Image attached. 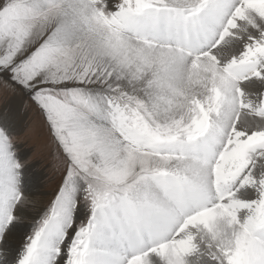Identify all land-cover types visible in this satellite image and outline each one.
<instances>
[{
  "label": "snow or ice",
  "instance_id": "snow-or-ice-1",
  "mask_svg": "<svg viewBox=\"0 0 264 264\" xmlns=\"http://www.w3.org/2000/svg\"><path fill=\"white\" fill-rule=\"evenodd\" d=\"M9 91L0 264H264V0H0Z\"/></svg>",
  "mask_w": 264,
  "mask_h": 264
},
{
  "label": "rangeland",
  "instance_id": "rangeland-1",
  "mask_svg": "<svg viewBox=\"0 0 264 264\" xmlns=\"http://www.w3.org/2000/svg\"><path fill=\"white\" fill-rule=\"evenodd\" d=\"M13 101L15 103L14 107L19 110L25 120V123L29 126V129H35L39 132L40 140L42 142L46 141L47 130L43 125L41 117L37 113L36 109L31 105L30 101L19 91H9L7 95L0 93V109L4 108L5 105L13 106L11 105ZM45 174L49 179L46 180L45 187L41 189V192L51 191L59 180V176L53 168H48ZM36 196H34L33 199L38 203L36 204L37 208L47 202L48 197L39 194Z\"/></svg>",
  "mask_w": 264,
  "mask_h": 264
},
{
  "label": "bare ground",
  "instance_id": "bare-ground-1",
  "mask_svg": "<svg viewBox=\"0 0 264 264\" xmlns=\"http://www.w3.org/2000/svg\"><path fill=\"white\" fill-rule=\"evenodd\" d=\"M10 104V103H9ZM11 105H13L12 107H14L15 106V103H14V101L11 103ZM37 197V196H36ZM42 202V201H41ZM36 204H38L37 203V201H36Z\"/></svg>",
  "mask_w": 264,
  "mask_h": 264
}]
</instances>
